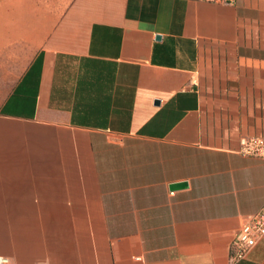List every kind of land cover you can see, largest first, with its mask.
I'll return each mask as SVG.
<instances>
[{"label": "crops", "instance_id": "crops-1", "mask_svg": "<svg viewBox=\"0 0 264 264\" xmlns=\"http://www.w3.org/2000/svg\"><path fill=\"white\" fill-rule=\"evenodd\" d=\"M264 0H0V256L264 264ZM186 182L180 189L172 183Z\"/></svg>", "mask_w": 264, "mask_h": 264}, {"label": "built area", "instance_id": "built-area-1", "mask_svg": "<svg viewBox=\"0 0 264 264\" xmlns=\"http://www.w3.org/2000/svg\"><path fill=\"white\" fill-rule=\"evenodd\" d=\"M231 2L232 0H220ZM239 153L255 156L264 160V137L250 136L240 140ZM264 236V206L256 213L249 215L234 235L229 249V259L236 262L243 259ZM10 259L0 256V264H9Z\"/></svg>", "mask_w": 264, "mask_h": 264}, {"label": "water", "instance_id": "water-1", "mask_svg": "<svg viewBox=\"0 0 264 264\" xmlns=\"http://www.w3.org/2000/svg\"><path fill=\"white\" fill-rule=\"evenodd\" d=\"M186 185H187L186 182H177L170 184L169 188L176 190V189L184 188Z\"/></svg>", "mask_w": 264, "mask_h": 264}]
</instances>
